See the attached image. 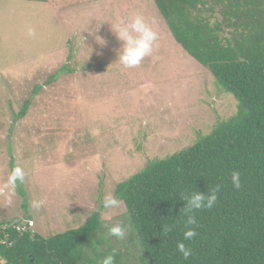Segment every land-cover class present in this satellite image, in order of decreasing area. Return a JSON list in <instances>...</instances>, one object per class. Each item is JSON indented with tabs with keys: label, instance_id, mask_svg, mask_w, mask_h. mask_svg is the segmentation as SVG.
<instances>
[{
	"label": "rangeland",
	"instance_id": "obj_1",
	"mask_svg": "<svg viewBox=\"0 0 264 264\" xmlns=\"http://www.w3.org/2000/svg\"><path fill=\"white\" fill-rule=\"evenodd\" d=\"M137 14L158 38L139 66L125 68L112 24ZM216 86L154 0H0V223H25L28 213L43 237L81 225L118 182L236 113L238 100ZM11 160L26 173L27 211L17 189L5 202ZM34 198L45 201L39 212ZM124 212L122 203L107 215L115 223ZM125 241L108 247L127 251Z\"/></svg>",
	"mask_w": 264,
	"mask_h": 264
},
{
	"label": "trees",
	"instance_id": "obj_2",
	"mask_svg": "<svg viewBox=\"0 0 264 264\" xmlns=\"http://www.w3.org/2000/svg\"><path fill=\"white\" fill-rule=\"evenodd\" d=\"M154 2L175 39L212 73L216 89L234 95L238 107L194 144L116 184L114 195L125 206L117 219L131 226L128 240L137 252L125 241L127 251L117 248L116 264H264V0ZM30 103L24 101L16 119ZM15 166L11 160V171ZM234 170L241 173L238 190L230 180ZM217 186L216 205L195 213L199 226L197 236L184 241L192 249L186 260L176 250L186 219L180 194H206ZM16 189L27 211L23 183ZM24 216L25 223H0V257L7 264H99L112 251L98 211L49 237L29 225L30 214ZM166 224L174 228L164 235Z\"/></svg>",
	"mask_w": 264,
	"mask_h": 264
},
{
	"label": "clouds",
	"instance_id": "obj_3",
	"mask_svg": "<svg viewBox=\"0 0 264 264\" xmlns=\"http://www.w3.org/2000/svg\"><path fill=\"white\" fill-rule=\"evenodd\" d=\"M112 30L117 38L122 42L121 50L119 52L118 62L125 68H134L140 65L142 60L151 55L153 45L158 38V34L152 29L149 23L146 22L143 15L137 14L130 21L118 20L112 24ZM35 30L31 27L28 29L29 36H35ZM101 44L104 41L98 40ZM26 179V173L22 166H15L8 175L6 182L2 187L5 202L11 206L14 203L16 196V188L22 184ZM232 186L235 189H240L241 173L239 171H232L230 175ZM219 186L207 193L200 191L181 192L180 198L184 201V206L180 211V216L184 219L185 230L183 231V240L178 241L176 250L182 254L184 259L192 256V249L188 247L184 241H191L197 236L196 228L199 226L196 212L201 210H211L218 201ZM45 201L42 199H32L29 202L30 209L33 212H39L44 206ZM122 201L115 195L108 193L102 201L101 206L97 211L100 214L102 226L106 229L105 239L115 238L118 241H125L131 231V226L126 225L121 221L115 223L111 222V217L107 215L109 210L118 209ZM174 228V225L166 224L163 226V233L167 235ZM95 246V245H93ZM117 250L112 249L110 253L105 255L99 264H116ZM0 264H7V260L0 257Z\"/></svg>",
	"mask_w": 264,
	"mask_h": 264
}]
</instances>
